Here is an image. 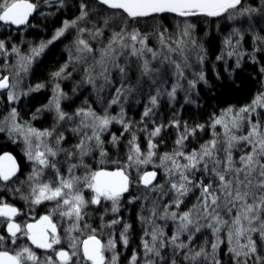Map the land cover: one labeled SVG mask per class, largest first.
<instances>
[{
  "label": "snow or ice",
  "instance_id": "snow-or-ice-1",
  "mask_svg": "<svg viewBox=\"0 0 264 264\" xmlns=\"http://www.w3.org/2000/svg\"><path fill=\"white\" fill-rule=\"evenodd\" d=\"M41 2L48 7L65 6V0H0V25L15 26L17 30L34 27L30 18L45 15L38 12ZM76 7L77 16L65 19L50 39L27 51L0 39V97L6 96L9 105L6 114L0 115V134L23 146L24 158L31 168L27 177L21 179L23 171L16 157L9 152L0 153V264H119L117 244L127 248L132 229L119 216L121 202L147 200V192L158 196L152 198L151 207L142 205L138 215L142 254L134 252L129 264H222V244L227 247L228 264H264V81L249 102L213 111L205 123L190 126L187 121L174 118L168 124H155L148 132L146 151L138 143L133 122L124 118V109L121 107L118 116L109 112L134 91L132 85L124 82L133 66L138 79L147 78L152 84L157 83V78L163 83L169 74L174 75L176 82L163 94L175 101L177 91L183 88L180 81L186 79L185 71L191 67L192 54L199 64L207 58L203 43L194 38L195 24L188 18H264V0L258 8L245 6L243 0H79ZM164 14L185 18L184 27L178 33H169L159 22L151 30L138 27L148 18L156 21ZM70 30L75 38L69 61L51 74L53 81L68 79L71 64L73 70L76 65L81 66V84L90 85L97 93L112 84L113 72L118 73L121 84L101 111L85 101V106L68 113L61 102L69 97L55 82L49 103L32 115V119H37L43 111L53 112L54 123L50 128L37 129L22 120L15 105L21 97L40 91L45 84L27 90L21 89L20 84L32 64ZM249 32L253 34L251 52L242 49ZM223 43L227 50H222L216 59L227 63V59L235 57V67L231 71L225 69L229 78L241 68L245 56L252 63H259L257 54H264V36L256 33L251 23L246 29L233 27ZM10 57H14V62H8ZM260 73L264 75V67ZM200 82L208 83L202 71L187 80L185 103H195L190 93ZM161 94L157 87L156 94L149 96L142 124L158 106ZM69 123L74 126L66 127ZM114 123L122 126L119 135L110 132ZM169 127L179 132L174 149L158 156L159 142L155 138ZM142 130L146 131L147 126ZM206 131L211 138L201 142L198 133ZM65 132L76 137V143L68 148L63 146L67 140ZM125 133L130 137L126 160H111L105 148V134L110 137L108 143L118 148ZM186 142L198 146L186 151ZM97 152L98 164L111 162L116 167H94L89 158ZM236 152L240 153L238 157ZM157 159L159 163H155ZM148 164L163 169L164 184L154 183L157 171H141V166ZM141 184L146 192L134 194L131 190L138 191ZM7 195L24 201L27 211L7 202ZM164 196L169 199L163 200ZM190 196H194V202L189 206ZM47 203L52 206L46 214L31 216V222L24 219L37 206ZM182 205L186 210H182ZM90 207L102 212L98 228L86 222ZM144 211L148 215H143ZM109 213L113 218L105 221ZM121 224L117 239L116 226ZM105 229L113 230L108 232L106 241L101 239ZM201 237L203 241L197 245L196 240Z\"/></svg>",
  "mask_w": 264,
  "mask_h": 264
},
{
  "label": "trees",
  "instance_id": "trees-1",
  "mask_svg": "<svg viewBox=\"0 0 264 264\" xmlns=\"http://www.w3.org/2000/svg\"><path fill=\"white\" fill-rule=\"evenodd\" d=\"M79 0H65L64 7H58V5L54 4L52 7H44L45 5L41 2L40 9L38 12L42 11L45 15L37 14L32 18L31 23L34 27H27L25 28L24 32L21 31H14L3 25H0V34L5 33L7 36L12 35L15 36L18 41H26L27 37L34 36V35H41L40 39H47L53 33L57 27L60 26L62 19H71L74 18L77 13L78 9L76 5L78 4ZM245 6H252V7H260L261 0H243ZM75 5V8L73 6ZM43 5V6H42ZM73 6V7H72ZM74 9V11H73ZM51 13V15H48ZM175 16L174 14H164L162 17H158L157 19H167L168 21H172ZM177 17V16H175ZM190 19H194L197 21V27L195 28V36L198 40H200L205 49L207 50V58L205 59L203 64H200V69L204 73L206 80L208 81L207 84L200 82L197 84L195 90H192L190 95L191 99L195 101V103L187 104L185 103V92L188 86L183 81V88L177 91L176 100L174 104L170 105V101L164 96H160L158 106L153 110L152 115L149 118H145L144 120V127L147 126V130L143 135L141 130V112L146 107L145 100L146 97L148 98V94L151 92H156L157 87L161 90V95H163V90L169 85V83L164 84L165 87L162 88L160 83L146 85V91H144L143 95L135 96V101H129L126 105V110L124 109V115L129 114L128 118H132L130 120L133 122V128L136 129V135L139 137V142H141V146L144 144V138H147L148 132H150L155 124H168L169 121L175 119H179L180 121H187L190 126L195 125L197 123H205L208 120V116L213 111H219L228 105H236L240 106L246 104L251 99L252 95L256 92L259 88L260 83L264 81V75L260 73V68L264 67V54H257L256 59L259 63H252L247 56L241 62V68L236 69L235 72L232 74V77L229 78V72L225 71L226 67L229 71H231L235 67V57L232 59H227V63L221 60L218 61L216 57L221 54L222 50H227L223 43L224 38L229 35L233 27H243L247 28L249 23H251L255 29V32L259 35L264 36V18L260 15H254L252 20L249 21L247 17H242L238 20L228 21L224 18H207V17H192ZM148 20H152L151 18ZM3 26V30L1 27ZM43 30H46L47 33H44ZM24 35L23 37L18 38L17 35ZM72 34L66 33L65 37L61 38L57 42L50 45L46 51L39 57L34 65L31 68L29 78L27 82L28 84L35 87L36 83L45 84V87L38 92H32L28 96L21 97V100L18 104H16L17 111L20 113V116L23 121H29L35 127H42L47 126L48 122L51 120L52 116H50V112L44 111L41 113V117L37 119H32L33 113L36 112V109L42 108L46 104L48 100H50V87L48 75L49 73H53L58 70L59 63L67 60V50L69 49V43ZM29 37V38H30ZM4 39V38H3ZM72 46V45H71ZM242 49L251 52L253 49V34L249 32L245 35L244 41L242 43ZM200 69H195L194 74L199 73ZM217 73H219V79L217 78ZM195 76V75H192ZM233 79L235 80V84H233ZM63 91L66 92V88L63 85ZM113 88L110 92L104 95L103 103L101 101L97 102L93 96L89 97V101L87 105H90L93 109L97 112L101 110L103 106L106 105V100L112 96ZM147 93V95H146ZM103 96V95H102ZM92 97V98H91ZM87 97L83 92H76L74 94H70L69 98L64 101V108L66 107L69 113L73 112V109H77L76 107L85 106V101ZM113 111L117 107H112ZM111 110V111H112ZM40 116V115H39ZM41 120V122H39ZM153 121L155 123H153ZM137 123V124H136ZM67 127H71L66 125ZM135 126L137 128H135ZM122 131L121 125L114 124L110 127V132L116 133L117 135L120 134ZM179 134L178 130L172 127L166 128L162 130L161 135L155 138V141L159 142V146L156 151L163 150V151H171L174 148V141ZM67 140L64 143V147L71 144L73 142L72 137L73 134L67 132ZM198 136L201 138V142L206 141L211 138L210 132H202L198 133ZM76 138V137H74ZM129 135L125 133L124 137L121 138V142L118 148H113L109 143L108 140L110 137L108 134H105L104 140L106 142L105 148L109 152V157L111 160H120L124 162L126 160L127 151L125 149L126 141L128 140ZM154 141V142H155ZM13 144V143H12ZM172 146H171V145ZM195 143L186 142V149H192ZM7 143H3L0 146V153L2 151L10 150L14 152L17 156L19 153L15 145H10ZM9 146V147H8ZM7 147V148H5ZM144 147V146H143ZM169 148V149H168ZM97 153L94 154V157ZM239 152L234 153L237 157L239 156ZM160 155V153H159ZM90 162L93 164L94 167H105L108 169H113L116 167L115 164L109 162L104 165H97L95 158H89ZM159 160H155V163H158ZM154 169L155 171L162 172L163 169L154 168L153 164H148V166L144 167L141 166V171H148ZM132 174L135 175V170H132ZM134 194L140 195L141 193H145L146 190L142 184L139 186V190L137 191L135 188L131 190ZM126 197L128 196L125 195ZM158 196V193L147 192V200L137 201L135 204H128L127 199L121 202V211L120 214L123 216V221L128 219L132 224V229L130 230V238H129V246L125 248L123 251V245L117 244V250L120 253L119 257V264H127V260L129 259V254L135 250L138 253L142 251L140 248V229L141 224L138 220V215L141 214V206L144 205L145 207H151L152 198ZM7 202L18 204L20 207L23 205L22 202L17 199H10V196L4 197ZM194 196H190L188 198V203L192 201ZM163 200H168L169 196H164ZM190 206V204H189ZM184 210V209H183ZM40 212H44L43 207H37L33 212L35 216L37 214H41ZM146 211L142 214L144 215ZM90 216L86 217V222L91 224L92 227L94 226L98 228L99 226V216L102 215L101 211H93V208H89ZM106 219V216L104 217ZM83 226V225H81ZM121 225L116 226L115 235L118 239L119 237V230L121 229ZM62 230V228H61ZM113 231V230H111ZM103 238V236L101 237ZM208 238L211 239L210 234ZM203 238H199L196 240V244L199 245L202 243ZM210 250V248H209ZM40 254V253H39ZM219 256L222 260V264H228V254H227V247L225 244L221 245V251Z\"/></svg>",
  "mask_w": 264,
  "mask_h": 264
},
{
  "label": "rangeland",
  "instance_id": "rangeland-1",
  "mask_svg": "<svg viewBox=\"0 0 264 264\" xmlns=\"http://www.w3.org/2000/svg\"><path fill=\"white\" fill-rule=\"evenodd\" d=\"M43 6V5H42ZM73 6H74V8H75V5L73 4ZM72 6V7H73ZM44 7H46V5L44 6ZM73 11H74V9H73ZM79 14V12L77 13V15ZM37 15V14H36ZM35 15V16H36ZM76 15V16H77ZM174 17V19H172V21L170 20V21H168L167 19H163L162 18V21H161V19L159 20V19H156V21H153V20H147V22L145 23V22H142L140 25H138V27H140L141 29H144V28H147V29H149V30H151V28H152V25L154 24V23H156V22H159V23H161V24H163V26L165 27V28H167L168 29V31H169V33H178L179 32V30L182 28V27H184V24H183V21H184V19L185 18H182V17H175V16H173ZM72 19V18H71ZM148 19H150V18H148ZM189 19V21L190 22H192V23H194L195 24V28L197 27V21H195L194 19L192 20V19H190V18H188ZM31 20H32V18H31ZM65 19H62V21H61V24H60V26L59 27H61L62 26V22L64 21ZM226 20V19H225ZM4 27H7V28H9V29H11V30H14V31H21V32H24V30H25V28L23 27V28H21L20 30H17L16 28H14L15 26H12V27H9V26H4ZM59 27H57V28H59ZM1 29L3 30V26L1 27ZM43 32L44 33H47L46 32V30H43ZM55 32V30L53 31V33ZM53 33L50 35V37L49 38H47V39H40V40H37L38 38H40L41 37V35H34V36H32V37H30V36H28L27 37V39H26V41H23L22 43H21V41H18L17 39H16V37L15 36H12V35H9V36H7L5 33H2V35L0 34V39H6V40H9L10 41V43H12V44H16L17 46H19L20 48H21V51L22 52H24V51H27L31 46H35V45H38L41 41H46V40H48V39H50L51 38V36L53 35ZM68 34H71V30H70V32L68 33ZM108 35V32L106 31L105 32V36H107ZM24 35H17V37L18 38H20V37H23ZM30 37V38H29ZM63 38V37H62ZM74 36H72V38L70 39L71 41L70 42H72V44H70L69 43V46H68V50H67V60H65V61H63L62 63H59L58 64V66H59V68L62 66V65H64L66 62H68L69 61V55H70V50H72V46L71 45H73V40H74ZM194 38L195 39H197L196 38V36H195V31H194ZM200 41V40H199ZM57 42V41H56ZM201 42V41H200ZM98 46V45H97ZM46 51V50H45ZM74 51V50H73ZM8 62L9 63H12V62H14V57H10L9 58V60H8ZM0 63H3V58H0ZM35 63V62H34ZM34 63L32 64V66L34 65ZM189 63H190V65H191V67L190 68H188L186 71H185V77H186V79H184V80H181L180 81V83L182 84L183 83V81H184V83H186L187 84V80H189V79H194L195 78V76H192V75H195L194 74V71H195V69H200L199 67H200V64L197 62V60H196V55H195V53H193L192 54V56H191V58H190V60H189ZM32 66H31V68H32ZM58 68V69H59ZM30 71H31V69H30ZM30 71L26 74V75H24L23 76V79H22V83L20 84V88L21 89H23V90H27V88H29V87H32V85H30V84H33V83H30V84H28L29 83V81L27 82V80H28V78H29V75H30ZM57 71V70H56ZM68 71L69 72H71V76L68 78V79H65V80H58V81H55V82H58V83H60V86H61V89L63 90V85H64V88H66V92H64V93H66L67 94V96L69 97L70 96V94H74V93H76V92H83L85 95H86V97H87V99H86V101L88 102L89 101V97L90 96H93V98H95L96 100H98L97 102H99V101H101V98L104 100V95L106 94H108L109 92H110V90L113 88V91H112V96H110L107 100H106V104L108 103V101L113 97V96H115V88H117V87H120V84H121V79H120V76L118 75V73H116V72H113L112 73V76H111V79H112V84L111 85H106L105 87H104V89H103V91H101V92H99V93H97V91L96 90H94L90 85H87V84H81V80H82V78H83V72H82V70H81V66L80 65H76L75 66V70H73V66L70 64V66H69V69H68ZM199 71H201V69L199 70ZM4 74H7V73H4ZM50 74V76L48 75V80H50L49 81V87H50V91L53 89V87H54V81H53V79H52V76H51V74L52 73H49ZM31 76V75H30ZM138 77H139V73L135 70V67L133 66V68H132V70L131 71H129L128 72V78H127V80L126 81H124L126 84H130V85H132L133 86V88H134V91L133 92H131V94H129V95H127L126 96V98H122V101H121V104H119V105H113L112 107H117L114 111L112 110L113 108H111V109H109V112L112 114V115H119L120 114V109H121V107L123 108V109H125L126 110V105H128L127 103L129 102V101H132L133 100V102L135 101V96H138V95H143L144 94V91H146L145 89H146V85H151L152 83L150 82V80H148L147 78H140V79H138ZM157 82L158 83H160V81H159V78H157ZM165 82L166 83H169V87L167 86L166 88H165V90H163V93L166 91V90H170V88H171V86L176 82V78H175V76L174 75H172V74H169L166 78H164V80H163V83H160L159 85H161L162 86V88L163 87H165L164 86V84H165ZM64 83V84H63ZM183 83V84H184ZM36 84H38V83H36ZM182 84V85H183ZM76 89V91L74 92L73 91V89ZM180 90V89H179ZM185 92V91H184ZM52 91L50 92V99L52 98ZM156 94V92H151V93H149L148 95L150 96V95H155ZM103 95V96H102ZM146 95H147V93H146ZM149 96H148V98L146 97V100H145V105L146 104H148L149 103ZM161 97L162 96H164V98H166V99H168V97L166 96V95H160ZM92 98V97H91ZM163 98V97H162ZM159 99H160V97H159ZM169 100V99H168ZM176 100V99H175ZM49 101L50 100H48L47 102H46V104L45 105H47L48 103H49ZM64 101L65 100H62V102H61V107L63 108V110L64 111H66V112H68L69 110L65 107L64 108ZM170 101V100H169ZM174 102L175 101H170V105H172V104H174ZM159 104V103H158ZM16 106V105H15ZM147 106V105H146ZM8 107H9V105H8V103H7V100H6V96L5 97H0V115H4V114H6V110L8 109ZM104 107V106H103ZM102 107V108H103ZM76 108H79V107H76ZM101 108V109H102ZM76 109H73V112L75 111ZM112 110V111H111ZM144 110H145V108L143 109V111L141 112V117H142V114H143V112H144ZM101 111V110H100ZM44 112V111H43ZM49 112V111H48ZM42 113V112H41ZM41 113L39 114L40 116H38V118L39 117H41ZM69 113V112H68ZM72 113V112H71ZM50 116H52V118H51V120L48 122V124H47V126H42L41 128L40 127H36L37 129H47V128H50V127H52V125H53V123H54V113L53 112H50ZM128 116H129V114H125L124 115V118L126 119V120H128V121H130V120H132V118H128ZM39 122H41V120L39 121ZM70 124V126L72 127V126H74V125H72L71 123H69ZM69 124H68V126H69ZM115 124V123H114ZM113 124V125H114ZM137 124V123H136ZM140 124H141V128L142 129H144V125L140 122ZM113 125H111V127L113 126ZM116 125H119V124H116ZM35 127V126H34ZM67 127V126H66ZM135 128H137L136 126H135ZM138 130V132L139 131H141V132H143V130ZM145 132H143V135H145L144 134ZM67 134V132H65V135ZM66 137H67V135H66ZM130 138V137H129ZM128 138V139H129ZM72 140H73V142H71V144H69V145H67V147L66 148H68V147H71V145L72 144H75L76 143V138H74V137H72ZM128 141V140H127ZM127 141H126V144H127ZM144 144H143V146H141V148H142V150H145L146 151V148H147V138H144ZM3 143H7V144H10V145H15V147L17 148V151H18V153H19V156H17L14 152H12V151H10V150H6V151H2L1 153H3V152H10V153H12V154H15V157L17 156V158H20L21 159V161L20 160H18L19 162V164L21 165V168H22V171H23V175L21 176V179H25L26 177H27V174L31 171V168H30V166L28 165V162L25 160V158H24V155H23V151H22V145L21 144H12L3 134H0V146H1V144H3ZM138 143L141 145L142 143L141 142H139V140H138ZM105 144H106V142H105ZM9 145V146H10ZM171 145V144H170ZM8 146V147H9ZM172 146V145H171ZM198 145H196V144H194L193 145V147H197ZM192 147V148H193ZM5 148H7V147H5ZM127 148V145L125 146V149ZM169 149V148H168ZM174 149V148H173ZM173 149L171 150V151H173ZM186 151L187 150H190V149H185ZM126 151H127V149H126ZM171 151H163V150H158L157 151V154H158V156H159V153H160V155H162L163 153H165V152H171ZM95 158V160H96V164L99 166L100 164H98V161H99V159H100V157H99V153L97 152V154H96V156L94 157ZM159 163V162H158ZM146 166H148V165H144L143 166V168L144 167H146ZM109 170H111V169H109ZM148 171H154V169H151V170H148ZM157 173H158V175H157V180L154 182V183H157V184H164L165 183V177H164V174H163V171L162 172H158L157 171ZM140 186V185H139ZM143 186V185H142ZM8 196H10V199H17V200H19L18 198H16V197H13V196H11V195H8ZM21 202H22V204L24 205V206H26L25 204H24V201H22V200H20ZM145 201V200H144ZM192 201L194 202V198L192 199ZM188 204H191V201L188 203ZM41 207H43L44 208V212H47L48 210H49V208L52 206L50 203H47L46 205H40ZM40 206H37V207H40ZM144 206V205H143ZM27 207V206H26ZM36 207V208H37ZM140 208H142V206L140 207ZM186 210L185 208H184V206L182 205V210ZM45 214V213H44ZM42 215H43V213H42ZM144 215H148V213H147V211L144 213ZM119 216L122 218V223L123 222H127V223H130V221L128 220V219H125L124 221H123V216L119 213ZM113 217H112V214H108V215H106V219H105V221H109V220H111ZM99 223H101V221L99 222ZM131 224V223H130ZM100 225V224H99ZM132 225V224H131ZM121 226H122V224H121ZM64 227H67V224L65 223V224H63L62 225V229L64 228ZM94 227V226H93ZM99 227V226H98ZM141 227V229H140V235H139V239H140V237H141V235H142V225L140 226ZM95 228H97V227H95ZM122 228V227H121ZM105 231V235L103 236V238H101L102 240H107V238H108V232H110L111 230L110 229H105L104 230ZM168 231H169V233L171 232V229H168ZM61 234L63 235V231L61 230ZM84 237L83 236H81V239H83ZM129 238H130V236H129ZM23 242V241H22ZM125 250V247L123 246V251ZM118 251V250H117ZM37 252H39V251H37ZM135 252V250L132 252V254ZM137 252V251H136ZM39 253H42V252H39ZM38 253V254H39ZM118 253H119V251H118ZM138 253V252H137ZM132 254L130 253L129 254V259L127 260L128 262H127V264H129V261H130V259H131V256H132ZM138 254H142V251L140 252V253H138ZM106 255H111L110 253H107ZM119 257H120V253H119ZM141 264H142V262H141Z\"/></svg>",
  "mask_w": 264,
  "mask_h": 264
},
{
  "label": "flooded vegetation",
  "instance_id": "flooded-vegetation-1",
  "mask_svg": "<svg viewBox=\"0 0 264 264\" xmlns=\"http://www.w3.org/2000/svg\"><path fill=\"white\" fill-rule=\"evenodd\" d=\"M14 28H15V27H14ZM14 155H15V154H14ZM16 159H17V162H19L18 160L21 161V159H20V158H17V156H16ZM125 195H127V194H125ZM9 203H10V202H9ZM15 206L20 207V205L18 206V204H17V205L15 204ZM21 208H23L25 211H27V207H26V206L22 205ZM40 213H41V214H37V215L35 216V214L32 212V213L30 214L29 217L24 218V219H27L28 222H31V216H35L36 218H38L39 216L42 215V213H43V215H44V213L46 214V212H40ZM18 219H20V218H18ZM37 251L42 252V250H37ZM39 252H38V253H39ZM40 254H41V253H40Z\"/></svg>",
  "mask_w": 264,
  "mask_h": 264
},
{
  "label": "water",
  "instance_id": "water-1",
  "mask_svg": "<svg viewBox=\"0 0 264 264\" xmlns=\"http://www.w3.org/2000/svg\"><path fill=\"white\" fill-rule=\"evenodd\" d=\"M10 153V152H9ZM12 154V153H11ZM13 156H15L14 154H12Z\"/></svg>",
  "mask_w": 264,
  "mask_h": 264
},
{
  "label": "bare ground",
  "instance_id": "bare-ground-1",
  "mask_svg": "<svg viewBox=\"0 0 264 264\" xmlns=\"http://www.w3.org/2000/svg\"><path fill=\"white\" fill-rule=\"evenodd\" d=\"M30 20H31V18H30ZM23 28V27H22ZM64 84V83H63Z\"/></svg>",
  "mask_w": 264,
  "mask_h": 264
}]
</instances>
